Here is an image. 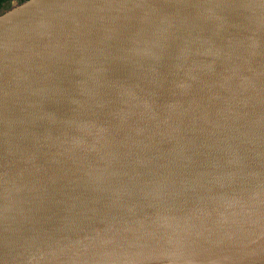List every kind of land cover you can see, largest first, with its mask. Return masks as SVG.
<instances>
[{
  "label": "water",
  "instance_id": "95a60500",
  "mask_svg": "<svg viewBox=\"0 0 264 264\" xmlns=\"http://www.w3.org/2000/svg\"><path fill=\"white\" fill-rule=\"evenodd\" d=\"M0 264H264V0L0 14Z\"/></svg>",
  "mask_w": 264,
  "mask_h": 264
},
{
  "label": "trees",
  "instance_id": "16d2710c",
  "mask_svg": "<svg viewBox=\"0 0 264 264\" xmlns=\"http://www.w3.org/2000/svg\"><path fill=\"white\" fill-rule=\"evenodd\" d=\"M12 0H0V13L6 11V10H9L10 8V5L9 3L11 2ZM20 2H23L25 0H19Z\"/></svg>",
  "mask_w": 264,
  "mask_h": 264
},
{
  "label": "rangeland",
  "instance_id": "374dc122",
  "mask_svg": "<svg viewBox=\"0 0 264 264\" xmlns=\"http://www.w3.org/2000/svg\"><path fill=\"white\" fill-rule=\"evenodd\" d=\"M14 1H17V2L21 3L19 0H12V1L9 3V5H10V8H9V9L12 8V5H13ZM6 11H7V10H6ZM4 12H5V11H4ZM4 12H2V13H4ZM2 13H0V14H2Z\"/></svg>",
  "mask_w": 264,
  "mask_h": 264
}]
</instances>
